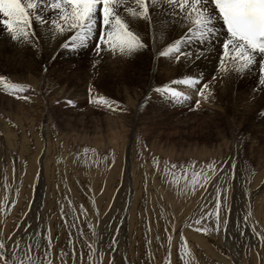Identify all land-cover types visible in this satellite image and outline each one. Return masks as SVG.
Masks as SVG:
<instances>
[{"label": "rangeland", "instance_id": "374dc122", "mask_svg": "<svg viewBox=\"0 0 264 264\" xmlns=\"http://www.w3.org/2000/svg\"><path fill=\"white\" fill-rule=\"evenodd\" d=\"M31 19L27 30L36 37L29 41L7 39L0 28L5 59L29 55L33 61L27 71L26 63L15 64L22 74H0V85H18L0 94V242L10 264H264V243L253 233V227L264 232V151L257 144L262 137L254 135L264 130V102L244 99L246 90L264 93L259 77H235L225 85L204 60L188 62L178 78L211 74L210 99L197 108L198 99L183 90L166 97L160 88L161 99L141 103L135 96L144 95L145 78L156 77L150 55L162 49L163 57H173L177 49H168L177 38L184 52L177 58L194 56L186 48L199 50V39L188 31L192 22L176 38L144 42L147 47L129 57L118 47L112 53L102 46L98 54L95 32L73 51L62 41L75 32L59 33L47 20L48 33L35 15ZM162 101L174 110L190 101L202 114L167 115L156 110ZM166 120L191 125L168 129ZM219 125L225 141L208 139V133L222 134Z\"/></svg>", "mask_w": 264, "mask_h": 264}, {"label": "snow or ice", "instance_id": "6c2138e0", "mask_svg": "<svg viewBox=\"0 0 264 264\" xmlns=\"http://www.w3.org/2000/svg\"><path fill=\"white\" fill-rule=\"evenodd\" d=\"M156 2L157 0H134L137 8L133 9L128 7L127 0H53L50 7L60 13V23L56 20L52 21L57 31L76 33L71 35V40H68L67 36L64 37L66 42L62 41L63 47L73 51L85 47L87 38L95 32L98 40L95 48L98 54L102 52V46H107L112 53H115L118 47L120 55L131 56L147 47L138 32L133 30V21H143V27L147 30L153 24L150 8H153ZM168 3L175 4L180 10L177 15L184 14V19L192 21L195 27L190 25L188 31L195 34L200 41L207 42L216 37L215 21H222L226 28L225 38L221 41L223 56H230L233 61H239L235 64L237 73H243L246 69L258 65L261 92H264V0H168ZM37 7L36 0H30L28 3L23 0H0V16L5 18L0 23L10 34L12 41L21 38L29 41L36 35L34 31L27 29L32 28L33 11L30 10H35ZM121 8L130 13L131 19L121 14ZM36 21L46 23L40 15H36ZM101 24L103 32L100 31ZM180 43L181 40L177 38L176 43L168 50L176 48L179 51ZM218 67L222 70L225 68V60L221 57H218ZM188 75L192 76L190 72ZM0 80H3V77H0ZM185 83L200 85L195 91L205 99L211 98V93L207 91L210 89L207 82L193 77L185 80ZM12 87L17 88L18 85ZM156 91L160 92L161 89L157 88ZM172 95L176 93L172 92ZM98 99L108 107L113 106L104 97ZM199 106L200 102L196 101V107ZM222 171L227 175L229 169ZM215 207L220 208L219 198ZM199 223L197 221V224ZM220 223L221 219L217 218V228ZM224 223L226 224V221ZM253 233L257 234L264 243V232L257 233L253 227ZM5 247V244L0 242V262L10 264L7 254L2 251ZM12 264H15V261ZM28 264L32 262L29 261Z\"/></svg>", "mask_w": 264, "mask_h": 264}, {"label": "bare ground", "instance_id": "6f19581e", "mask_svg": "<svg viewBox=\"0 0 264 264\" xmlns=\"http://www.w3.org/2000/svg\"><path fill=\"white\" fill-rule=\"evenodd\" d=\"M46 1V3L48 5H42L44 2ZM23 2L25 3H28L30 2V0H23ZM36 2L38 3V7L33 11V15H40L41 17L44 18V20L46 21V23H40V25H42V27L44 28V30L46 29V32L47 31V28H46V24H49L47 20H59V16H60V13L59 11L57 10H54V11H51V3L53 2V0H36ZM127 3H128V7L130 8H133V9H136L137 6L135 5L134 3V0H127ZM31 11V10H30ZM121 11V14L124 15L126 18H129L131 19L130 17V13H128L124 8H121L120 9ZM180 10L178 8H176L175 4H169L168 3V0H157L155 6L153 8H150V12L152 13L153 15V24L151 26H149L147 28V30L144 29L143 27V21H139V22H136V21H133V25H134V31H137L138 34L141 36L143 42H149L151 43V41L153 39H161V38H168V36H171L172 38H176L177 35H178V30H182L183 27L187 26L189 24V22H192L191 20L189 19H184V14H181V15H177V13L179 12ZM3 19H5L3 16H0V21H2ZM194 19V17H193ZM180 21H183V22H180ZM38 22V21H37ZM60 22V21H59ZM54 25V24H53ZM1 27H4L2 23H0V28ZM35 28V27H34ZM2 29V28H1ZM4 29V28H3ZM2 29V30H3ZM37 29V28H36ZM56 29V28H55ZM1 30V31H2ZM51 30V29H50ZM5 31V30H4ZM40 31V30H39ZM52 31V30H51ZM57 31V30H55ZM214 31L216 33V37L212 38L210 41H207V42H204V41H200L198 42V47H199V50L196 51L192 49V47H189V48H186L187 50H191L190 52H195L194 56L192 57H189L184 60L179 59L177 58L178 57V54L180 52H183L182 50L178 52V50L176 52H174L173 54V57L172 56H169L168 57H163L161 55V50L162 49H159L157 50L156 53L150 55L149 57V61H151V64H152V72L156 75V77L153 79V77H150L149 75H147V77L145 78L144 80V83H145V86H146V91L144 93V95L142 94H139V97H136L135 94V98L136 100H138L140 98V102L141 100L142 101H149L151 102V98H158V99H161V95L158 94V92L156 91V89L159 87L163 90V92L166 94V97H169L170 95H172V92H175L176 95H172V96H177V97H180L181 96V93L179 92V90H183L184 92H186L187 94H189V96H192L193 98H197L198 101H202L204 100L205 98L200 96L196 91V87H199L200 85H193L191 83H185V82H182L180 81V79L178 78L180 75L182 76L184 73L180 70L182 67H185V66H190L188 62H193V63H206V64H209V68L211 69L210 71H213L214 74H220L221 76L225 77V82L224 84L225 85H229L230 82H232L233 80H235V77L237 78H242L244 79V81L248 80L249 82H253L255 81V79H257L259 77V67L258 65H254L252 67H250L249 69H246L243 73H237L236 70H235V64L239 63V61H233L231 59L230 56H223V50H222V45H221V41L225 38L224 34L226 32L224 26H223V23L222 21L220 20H216L215 21V28H214ZM45 32V33H46ZM40 33V32H39ZM49 33V32H48ZM4 34V33H3ZM41 34V33H40ZM47 35V33H46ZM7 36V35H6ZM192 36V35H191ZM36 37V35H35ZM55 37V36H54ZM189 37V36H188ZM10 38V37H7V39ZM38 39V38H37ZM44 39V38H43ZM181 39V38H180ZM186 39V38H185ZM190 39V37H189ZM35 40V38H34ZM33 40V41H34ZM194 40V39H193ZM21 42V40H19ZM18 41V42H19ZM25 41V40H24ZM37 41V40H35ZM47 41V40H46ZM3 42V41H2ZM9 42H10V39H9ZM15 42V41H14ZM192 42V41H191ZM7 42H5L6 44ZM32 43V42H31ZM42 43V42H41ZM45 43V42H44ZM185 43V42H184ZM1 44V43H0ZM15 44V43H14ZM17 44V43H16ZM37 44V43H35ZM39 45V44H38ZM150 45V44H149ZM191 45V44H190ZM194 45V44H193ZM182 46V44H181ZM4 47V46H2ZM26 47V46H24ZM161 47V46H160ZM196 47V46H195ZM5 48V47H4ZM17 48V47H16ZM38 48V47H37ZM156 48V47H155ZM28 49V48H27ZM39 49V48H38ZM41 49V48H40ZM154 49V47L152 48ZM4 49H2L3 51ZM18 50V49H16ZM105 50V49H104ZM103 50V51H104ZM11 51V50H10ZM30 51V50H29ZM151 51V50H150ZM165 51V50H164ZM163 51V52H164ZM167 51V50H166ZM173 51V50H172ZM9 52V51H8ZM7 52V53H8ZM13 52V51H12ZM16 51H14L15 53ZM40 52V51H39ZM154 52V51H153ZM11 53V52H10ZM18 53V52H17ZM20 53V52H19ZM18 53V54H19ZM30 53V52H29ZM28 53V54H29ZM44 54V52H42ZM148 53V52H147ZM177 53V55H176ZM184 53V52H183ZM13 54V53H12ZM17 54V55H18ZM34 54V53H32ZM47 54V53H46ZM189 54V53H188ZM7 55V54H6ZM15 55V54H13ZM27 55V54H26ZM106 55V54H105ZM135 55V54H134ZM149 55V54H148ZM190 55V54H189ZM12 56V55H10ZM9 56V58H10ZM24 56V57H23ZM21 55V56H15L13 58V60H10V59H5V54L3 53H0V74H9L11 71L13 73H23L22 70L24 69H19L15 67V64L16 63H26L24 68H26L25 70L27 71L28 68H30V60L32 59V56H26L25 55ZM41 56V55H40ZM187 56V55H186ZM47 57V56H46ZM131 57V56H129ZM133 57V56H132ZM181 57V56H180ZM218 57H221L225 60V68L222 70L221 68L218 67ZM41 58V57H40ZM46 59V58H45ZM49 59V58H48ZM51 59V58H50ZM39 60V59H38ZM202 60H204V62H202ZM32 61V60H31ZM185 61L187 63H185ZM33 63V61H32ZM126 63V62H125ZM132 63V62H131ZM46 64V62H45ZM129 64V63H128ZM133 64V63H132ZM20 65V64H19ZM40 65V64H39ZM130 65V64H129ZM139 65V63H138ZM23 66L21 65V67L23 68ZM135 66V65H134ZM32 68V67H31ZM30 68V69H31ZM130 69V68H129ZM7 70V71H6ZM32 70V69H31ZM30 70V71H31ZM34 70V69H33ZM37 70V69H36ZM134 70V69H133ZM132 70V71H133ZM25 71V72H26ZM37 72V71H36ZM193 72V71H192ZM43 73V72H42ZM31 74V73H30ZM34 74H37V73H34ZM137 74V73H136ZM10 75V74H9ZM13 75V74H12ZM28 75V74H27ZM39 75V74H38ZM38 75H36L38 77ZM211 75V74H210ZM208 74H204V77H202L200 81H207L206 79H208V77L210 76ZM4 76V75H3ZM11 76V75H10ZM17 76V75H15ZM41 76V75H40ZM39 76V78H41ZM43 76V75H42ZM6 77V76H5ZM7 77H9L7 75ZM12 77V76H11ZM18 77V76H17ZM35 77V76H34ZM35 77V78H37ZM10 78V77H9ZM15 78V77H13ZM25 78V77H24ZM27 78V77H26ZM25 78V79H26ZM31 78V77H30ZM28 78V79H30ZM43 78V77H42ZM182 78V77H181ZM214 78L213 77L212 79H210L208 81V84L210 85V89L207 90L208 92L211 93L212 89L216 86V83L214 82ZM22 79V78H21ZM45 79V78H44ZM188 79V78H186ZM4 80V79H3ZM15 80V79H14ZM31 80V79H30ZM43 80V79H42ZM87 80V79H86ZM27 81V80H26ZM44 81V80H43ZM146 81V82H145ZM36 84L38 83L36 80H35ZM34 82V83H35ZM124 82V81H123ZM17 83V81H16ZM23 83V82H21ZM26 84L28 82H25ZM30 83V81H29ZM125 84V83H124ZM186 84H188V88L186 87ZM13 84L11 83H6V84H3V85H0L1 89H0V94H4V90L6 89H14L12 87ZM22 84H20L21 86ZM25 85V84H24ZM30 85V84H28ZM33 85V84H32ZM39 85H40V82H39ZM42 85V84H41ZM130 83H127L126 84V92H127V98L128 100L130 98H132L133 95H131L130 93ZM38 86V85H37ZM24 87L23 90H25L26 86H22ZM28 87V86H27ZM39 88V87H38ZM27 89V88H26ZM35 89V88H33ZM41 89V88H40ZM133 89V88H132ZM28 90V89H27ZM26 90V91H27ZM134 90V89H133ZM131 90V91H133ZM170 90V91H169ZM31 91V90H30ZM35 91V90H34ZM9 92V91H8ZM7 92V93H8ZM28 92V91H27ZM182 92V91H181ZM183 92V93H184ZM6 93V91H5ZM36 93V92H35ZM26 94V93H25ZM39 94V93H38ZM207 94V93H206ZM214 94V93H213ZM8 95V94H7ZM27 95V94H26ZM2 96V95H1ZM252 99L253 101H259V102H264V93H260L259 91L257 92H254L252 93L251 91L249 90H246V94H244V99ZM111 99V98H110ZM221 99L224 100V102L227 101L226 99V96L222 94L221 96ZM2 101V99H1ZM185 101V100H184ZM3 102V101H2ZM131 103V102H130ZM142 103V102H141ZM195 103V102H194ZM129 104V103H128ZM185 104H187V108H183L184 110H188L186 112H184V110L180 109V110H174V109H170V105L168 103H165L164 101H162L160 104L156 105V110H158V112H165L167 113V115L172 112V111H181V112H184V113H177V117H181V118H184L186 117L187 115H192L194 114L195 116L197 115H201L202 114V109L198 110L195 109V106L193 103H191L190 101H186ZM201 104V103H200ZM132 107V106H131ZM11 108V107H10ZM89 108V107H88ZM91 108V107H90ZM118 109V108H117ZM133 109V107H132ZM10 110V109H9ZM88 112V111H87ZM192 112V113H191ZM73 113V112H72ZM184 114H187L186 116ZM70 115V114H69ZM204 115V114H203ZM130 116V115H129ZM184 116V117H183ZM57 117V116H56ZM64 117V116H63ZM72 117V116H71ZM83 117V116H82ZM85 117V115H84ZM83 117V118H84ZM193 117V115H192ZM67 120L68 117H66ZM66 118H63L64 120ZM58 119V118H56ZM60 119V118H59ZM74 119V118H73ZM63 120V121H64ZM72 120V119H71ZM185 120V119H184ZM61 121V123L63 122ZM75 121V120H73ZM77 121V120H76ZM84 120H82L83 122ZM87 121V120H86ZM85 121V122H86ZM98 121V120H97ZM203 121V120H202ZM59 122V121H58ZM81 122V123H82ZM190 122V120H189ZM80 123V122H79ZM84 123V122H83ZM165 125H167V128L168 129H171L172 128V122L171 123H167V120L165 122H163ZM178 123V121H177ZM192 123V122H191ZM199 123V122H198ZM203 124V123H202ZM253 124V123H252ZM70 125V124H69ZM73 125V124H72ZM82 125V124H81ZM80 125V126H81ZM117 125V124H116ZM191 124L189 123H185V124H182V125H179L177 124L176 126H173V127H176L177 130H180L182 131L183 129H185L186 127L190 126ZM197 125V124H196ZM79 127V125H76ZM221 126V125H219ZM108 127V126H107ZM175 128V129H176ZM193 128V127H192ZM222 128V134H217L216 136H213L211 138V134L208 133L207 136H208V139H212V141L214 142H217L219 140H224L226 139V136H227V131L225 128ZM130 129V128H129ZM173 129V128H172ZM174 129V130H175ZM200 129V128H199ZM29 130V129H28ZM193 130L195 131L196 129L193 128ZM216 130V129H215ZM214 130V131H215ZM32 131V130H31ZM198 131V130H197ZM30 132V131H29ZM179 132V131H178ZM221 132V131H220ZM188 133V132H187ZM32 134V132L30 133ZM202 134V133H201ZM27 135V134H26ZM235 135H238V132L235 133ZM255 136H258V137H262L260 138L259 140H257V144L259 145L258 147L260 149H263L262 151H264V130L262 131L261 128L256 131L254 133ZM32 136V135H31ZM35 136V135H34ZM202 136V135H201ZM33 137V136H32ZM29 138V137H28ZM206 138V137H205ZM229 138V137H228ZM33 139V138H32ZM230 140V139H229ZM228 140V142H229ZM208 141V140H207ZM206 141V142H207ZM225 141V140H224ZM241 143V142H240ZM155 144V143H154ZM168 144V143H167ZM209 147V146H208ZM258 149V148H257ZM250 195H252L250 193ZM140 196V192L138 193L137 197ZM253 196V195H252ZM264 213V211H263ZM102 234V233H101ZM63 238V237H62Z\"/></svg>", "mask_w": 264, "mask_h": 264}]
</instances>
